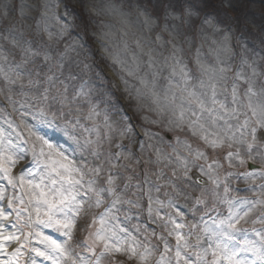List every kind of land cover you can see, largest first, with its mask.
<instances>
[{
	"label": "snow or ice",
	"instance_id": "1",
	"mask_svg": "<svg viewBox=\"0 0 264 264\" xmlns=\"http://www.w3.org/2000/svg\"><path fill=\"white\" fill-rule=\"evenodd\" d=\"M61 3L0 0V23L7 25L0 29V98L6 101L0 117L8 125H0V179L6 182L0 186V264H264V64L242 55L234 67L233 57L221 58L231 28L222 29V21L205 11V0L138 3L137 19L154 34L148 42L170 46L164 55L137 38L143 56L133 54V66L120 68L136 81L129 90L120 77L145 124L141 141L125 110L93 86L91 64L77 59L65 74L76 46L60 51L66 27L61 24L54 34L48 23L79 20L87 30L98 14L94 8H120L73 0L59 12ZM217 7L226 12L235 4L219 0ZM25 29L39 39H26ZM209 32L223 47L214 50L211 64L197 48L193 71L177 42L191 45L193 37ZM109 106L118 115H110ZM151 125L187 131L195 146L177 135L167 152ZM162 162L170 175L164 168L148 169ZM249 162L258 167L249 170ZM137 165L144 175L130 195L129 173ZM153 176L173 195L165 192L162 200L145 191L143 184L161 191ZM234 180L243 186L234 187ZM241 190L253 195L237 194ZM178 196L187 202L186 211ZM134 210L146 213L155 227L132 224ZM249 232L259 241L249 240Z\"/></svg>",
	"mask_w": 264,
	"mask_h": 264
},
{
	"label": "rangeland",
	"instance_id": "2",
	"mask_svg": "<svg viewBox=\"0 0 264 264\" xmlns=\"http://www.w3.org/2000/svg\"><path fill=\"white\" fill-rule=\"evenodd\" d=\"M211 1L213 4H211ZM17 2H19V0H17ZM26 2H30V0H26ZM56 2H59V0H56ZM72 2L73 0H64V3L60 4L59 12H63L65 10V4L71 5ZM109 3L116 4L120 8V11H101L100 8H94V12L98 14L95 15L93 19L88 21L87 30L84 29L82 22L79 20H76L74 24L63 19H61L59 22L56 20H50L48 23L50 25V31H52L54 34L56 33L57 29L60 28L61 24H64L66 27L65 37L57 45L60 51H63L64 47L69 44L76 46L75 52L70 53L71 59L66 62L65 74L67 75V69L69 66L75 68L73 61L77 59H84L87 63L91 64L92 72L90 73V77L93 86L100 91H107L111 94L113 102H117L119 107L125 110L124 114L130 118L129 122L135 127V139L143 141L145 140V136L140 130L145 127V124L140 121L139 116L131 106L129 97L127 93L124 92L125 85L121 82L120 77L123 75L124 79L128 80L127 87L129 90L136 86V81L133 77H129L126 75V73H122L120 68L122 66L129 68L133 66V54L139 55L141 57L143 56V54L140 53L136 48L134 43V40L137 38H140L142 42L145 43L146 49L152 47L156 49V53L163 51L164 55H168L167 48L170 46L166 45L164 49H161L158 45L148 42V37H153L154 34H150L146 31L142 23H140V21L137 19L134 11L137 4H143L144 0H91V4L94 6H104ZM218 4L219 0H209V2L206 3V8H210L205 11L209 15L217 17L216 12L219 11L217 7ZM234 4L235 8H229L227 10L226 17L228 19L225 22L222 21L220 24L222 29H226L230 26L232 33L229 41L227 42L228 50L227 52L221 53V58L227 59L228 57H233L231 62L233 63L234 67L235 64L239 63L240 56L242 55L247 56L250 61L254 59L258 64H264V26H262L264 25V0H256L255 3L248 2V4H245L243 0H236ZM244 14L252 16L250 19V28L248 27V23L242 24L239 21L232 23L230 19L234 16L236 19H238V16L246 17ZM217 20L221 21L218 18ZM8 23H11V21ZM29 23L32 22L29 21ZM6 27L7 25L5 23H0V29H5ZM3 34L7 35V32L5 31ZM25 37L26 39L30 40L34 37L39 39V37H36L33 29H25ZM213 40H216L217 44H213ZM3 43L4 41H0V44ZM177 43L178 46H183V55L185 61L189 64V67L193 71L196 69L193 57L196 54L197 48L200 49L202 60L211 64L215 58L214 50L217 47H223V45H220L219 43V37L212 35L211 32H209L208 35L203 39H201L199 34L196 35L193 37V42L191 45L183 42L182 40L178 41ZM125 44H127V48H125ZM16 57L19 59V51H17ZM114 61H123V65L114 63ZM166 74L167 73H165V75ZM5 103L6 101H3V99L0 98V108L4 107ZM100 106L101 108L105 107L103 103H101ZM8 110L10 111V109ZM109 114L113 116L118 115V113L112 112L111 106H109ZM0 125L8 128V125H3V117H0ZM150 130L157 136L158 139H163L165 142L164 147L167 152L172 151V147L168 145L170 142H174L177 135H179L182 140L185 137H189V142L193 143L194 146L196 143L195 138H192L190 133L187 131H169L167 127H162L161 125H151ZM63 139L66 140L67 138L65 137ZM67 146L76 147L73 145L71 140H67ZM132 148L134 152L139 151L135 144V140L132 141ZM149 155V153H145L144 159H148ZM152 158L154 159V156ZM252 164L258 165V162ZM27 167L31 168L32 165L28 164ZM142 167V165H137L136 172L129 173L134 176L133 187L129 189L130 195L131 193L136 192V188L134 186L135 183L143 179L144 173L141 171ZM158 168H164V162H162L160 165H148V169L152 173H155ZM19 170L20 169L18 166L17 171ZM249 170L252 169L249 168ZM164 171L166 176L170 175L169 168H164ZM221 175H223V173H221ZM152 179L154 183H160L162 185L161 191L159 193L155 192V189L151 184H143L142 187L145 191L152 189V195L154 198L158 195L160 199L165 200V192H168L169 195H173L171 188L164 184L163 181H155V176H153ZM193 179L195 178L193 177ZM243 184V181H233L234 187H242ZM0 186H6V182L2 179H0ZM9 191H11L10 188ZM237 194L249 196L253 195V193L243 190L239 191ZM177 199L180 201L179 206L181 209L186 211L184 205L187 202L184 200L183 196H178ZM126 210L127 206L125 205L120 209V213L122 214ZM94 211H102V208L96 209ZM213 215H215V213H213ZM146 216V213L142 215H136L134 210L131 223H139L141 225L148 224L150 228L155 227L151 221L146 219ZM188 219L190 221L193 220L190 214L188 215ZM246 227H255L257 230H259L262 226L260 224H249L246 225ZM247 238L249 240L259 241V237L252 232L247 234ZM44 264H49V262L44 261Z\"/></svg>",
	"mask_w": 264,
	"mask_h": 264
},
{
	"label": "trees",
	"instance_id": "3",
	"mask_svg": "<svg viewBox=\"0 0 264 264\" xmlns=\"http://www.w3.org/2000/svg\"><path fill=\"white\" fill-rule=\"evenodd\" d=\"M236 0H233V3L235 2ZM244 2H245V4L247 3L248 4V2H252V3H255L256 2V0H243ZM205 2L207 3V2H209V0H205ZM212 2V1H211ZM211 4H213V2L211 3ZM257 5H259V4H257ZM208 6V5H207ZM210 8V7H209ZM209 8H206L205 10H208ZM257 8H259V7H257ZM219 9V8H218ZM260 9V8H259ZM254 10H257V9H254ZM217 14H216V18H218L219 20H221V21H226L228 18L226 17V14H227V11L225 12V11H223V10H221V9H219V11H217L216 12ZM244 15H246V17H243V16H238L237 18L238 19H236L235 18V16L234 17H231L230 19H231V21H232V23H235L236 21H239V22H241L242 24H247L248 23V27L249 26H251V22H250V19L252 18V16L251 15H247V14H244ZM259 18V17H258ZM254 21H255V19H254ZM235 25V24H234ZM262 26H264V25H262ZM244 28V27H243ZM250 28V27H249Z\"/></svg>",
	"mask_w": 264,
	"mask_h": 264
},
{
	"label": "water",
	"instance_id": "4",
	"mask_svg": "<svg viewBox=\"0 0 264 264\" xmlns=\"http://www.w3.org/2000/svg\"><path fill=\"white\" fill-rule=\"evenodd\" d=\"M251 165V164H250ZM255 167H257V166H255V165H251L250 166V168H255ZM198 175V174H197ZM194 178H196V177H194Z\"/></svg>",
	"mask_w": 264,
	"mask_h": 264
}]
</instances>
